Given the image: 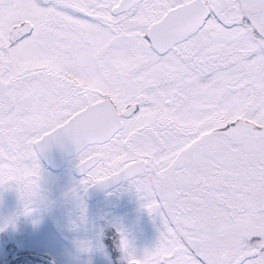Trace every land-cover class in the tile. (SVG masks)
Returning a JSON list of instances; mask_svg holds the SVG:
<instances>
[{
  "label": "snow or ice",
  "instance_id": "6c2138e0",
  "mask_svg": "<svg viewBox=\"0 0 264 264\" xmlns=\"http://www.w3.org/2000/svg\"><path fill=\"white\" fill-rule=\"evenodd\" d=\"M53 144L159 219L124 264H264V0H0V187L25 213Z\"/></svg>",
  "mask_w": 264,
  "mask_h": 264
},
{
  "label": "rangeland",
  "instance_id": "374dc122",
  "mask_svg": "<svg viewBox=\"0 0 264 264\" xmlns=\"http://www.w3.org/2000/svg\"><path fill=\"white\" fill-rule=\"evenodd\" d=\"M64 173L58 174L56 181L59 182L62 192L60 194L48 195L45 192L46 185L40 184V198H36L32 202V210L29 212H48L52 214V208L55 209V216H58V220H55V227L59 232L61 237H64V241L57 233L53 234L50 224L44 219L40 214H27L21 213L18 217L14 216L10 207L7 208L6 205L0 206V239L2 241L3 236H6L9 232L14 233L18 237V241H21L26 247L17 248L11 244L9 250H2L0 248V264H48L47 262L52 261L57 264H110L109 259H114L116 264H124L123 253H117L115 257L113 254H108L103 252L101 248H90L84 250L71 249L66 245V242H75V239H79L84 233H94L95 229H98V220L95 216L86 217L85 219L79 217L81 213L82 201V187L79 185V181H72L74 184L64 183L63 177ZM62 183V184H61ZM69 184V185H68ZM56 193V190L53 189ZM47 195V196H46ZM50 198L52 201H49ZM135 202H141L137 193L132 196ZM2 196H0V201H2ZM77 208L76 212L71 213V205ZM137 203H134L132 212L137 213L130 217L132 219L130 223L134 226L127 231L125 234L126 238L129 240L131 245L135 248L138 253H142L144 250H151L155 247L158 242V227L159 219L153 214L155 221H145L143 220L144 215H141L143 209L142 204L140 208L136 207ZM23 208V206H22ZM70 210V211H68ZM141 216V217H140ZM14 217L17 219L14 220ZM144 230V232H143ZM146 231V232H145ZM7 239L5 240V242ZM11 242H6L10 244ZM24 250L26 252H22ZM33 253H32V251ZM42 256L47 258V262L42 260ZM43 257V258H45ZM108 259V260H105Z\"/></svg>",
  "mask_w": 264,
  "mask_h": 264
},
{
  "label": "flooded vegetation",
  "instance_id": "af4514ba",
  "mask_svg": "<svg viewBox=\"0 0 264 264\" xmlns=\"http://www.w3.org/2000/svg\"><path fill=\"white\" fill-rule=\"evenodd\" d=\"M35 123V121H33ZM78 158V153H74L73 155L66 158L62 163L57 164L56 166H52L45 162V160L40 156V166L42 170V177L40 184L45 183V192L48 195L52 194V198L54 194H60L62 192L61 186L58 181H56V177L58 174L64 173L61 179H64V183L74 184L72 181H80L83 179V173L77 169L76 162ZM62 184V183H61ZM68 184V185H69ZM93 187L90 186L86 190L82 189V198H79V201H82L81 213H79V217L85 219L86 217L95 216L98 220L99 224L98 229L94 230V235L90 232L84 233L81 238H77L75 242H66V245L71 249H80L84 250L90 248H101L103 252L107 253V257L109 259L108 254H113V257L117 255V253L122 251L119 246V240L121 239V233H123L124 237L127 234V231H131L130 229L134 226L133 223H130L134 215L137 216V213L132 212L134 203H137L135 206L140 208L141 202H135L134 196L136 194L135 190L129 189L127 181L120 182L113 187L107 188L99 193L97 196H93L88 194L89 189ZM56 190V193L53 191ZM97 191L94 190L92 194H97ZM0 196H2V201H0V206L6 205L7 208L10 207L14 216H19L21 213H25L22 208V203L20 200V195L15 186H6L0 187ZM47 196V195H46ZM49 201H52L49 197L47 198ZM72 204V203H71ZM71 213L76 212L77 208L74 207V204L71 205ZM145 211H142L141 215H144L143 220L145 221H155L153 215H149L148 211L143 207ZM70 211V210H68ZM40 214L46 221L50 224L52 233L58 234L59 232L55 227V220H58V216H55V209L52 208V214L50 215L47 211L43 213L38 212H27V214ZM141 217V216H140ZM17 218L14 217V220ZM138 219V216H137ZM1 220V219H0ZM18 220V219H17ZM139 220V219H138ZM144 232V230H143ZM146 232V231H145ZM61 237V235H59ZM18 237L14 233L9 232L6 236H3L2 241L0 239V248L4 250H9L11 244L15 246V249L23 248L25 249V245L18 241ZM64 241V237H61ZM6 242H11L10 244H6ZM75 250V249H74ZM22 252H26L21 250ZM32 251V250H31ZM5 252V251H4ZM33 253V251H32ZM105 259V260H108ZM114 259H109L110 264H116ZM13 261H11L12 264ZM38 264V262H36ZM43 264V263H41Z\"/></svg>",
  "mask_w": 264,
  "mask_h": 264
},
{
  "label": "water",
  "instance_id": "95a60500",
  "mask_svg": "<svg viewBox=\"0 0 264 264\" xmlns=\"http://www.w3.org/2000/svg\"><path fill=\"white\" fill-rule=\"evenodd\" d=\"M76 153V150L70 145L65 144L63 147L53 144V146L41 154V157L47 162L48 164L52 166H56L57 164L62 163L66 158ZM125 180H119L109 185H94L89 189L90 195L97 196L99 193H101L103 190L113 187L114 185L123 182ZM96 190L97 194H92V192Z\"/></svg>",
  "mask_w": 264,
  "mask_h": 264
}]
</instances>
